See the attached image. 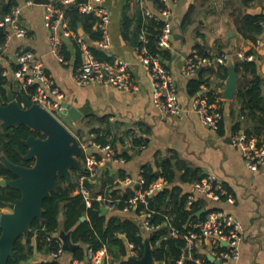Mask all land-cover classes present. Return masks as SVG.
I'll list each match as a JSON object with an SVG mask.
<instances>
[{"label": "crops", "instance_id": "1", "mask_svg": "<svg viewBox=\"0 0 264 264\" xmlns=\"http://www.w3.org/2000/svg\"><path fill=\"white\" fill-rule=\"evenodd\" d=\"M78 1L50 0L49 3L73 4ZM213 1L177 0L168 4L172 12L173 32L170 48L167 50L170 55L162 61L168 68L183 108L178 116L163 113L154 107L149 71L139 61L137 54L138 40L135 37L127 40L122 36L121 19L126 7L127 14L131 17L138 9L142 11V7L156 12L159 0H143V2L106 0L105 2L111 15L109 24L111 45L101 50L107 58L119 57L127 61L128 77L132 84L130 89H119L105 83L76 85L73 75L80 64L77 44L72 36L63 37L61 53L66 62L58 61L50 51L48 29L44 21L45 6L34 4L33 0H0V9L4 11L11 6L21 8L20 22L28 31L26 37L12 36L7 50L0 55V67L2 71L13 68L14 54L20 49L34 52L64 93V102L75 106L82 113L79 123L66 118L71 127L62 121L68 129L89 144L94 143L92 140L95 138V134L90 130L96 127L100 129L107 127L111 135L122 136L125 139L124 143L114 145L117 154L125 161L102 163L96 177L89 183L92 192L101 193L100 191L108 186L118 192H124L127 187L137 185L144 165L155 168L157 163L162 161L171 163L174 176L173 180L167 183V187L175 192L178 190L191 192L193 181H186L182 176L185 167L197 171L202 177L210 173L215 174L222 179L224 187L234 196V203L213 200L199 193L192 192L191 195L199 209H205L204 213L210 209H221L235 215L242 224L240 258L236 262L225 264H264V169L258 172L250 171L245 166L240 150L231 142L232 136L236 134H246L264 140V130L259 135L246 133V130L257 122L240 115L236 96L231 100L222 97L226 79L223 78L217 64L212 66V72H202L201 75L206 80V83L201 85L202 91L212 90L217 93V99L222 107L220 128L218 130L208 128L191 110L192 96L188 95L186 89L190 77L182 72L187 60L198 55L196 46L201 45L210 56L223 51L228 53L229 50L236 56L238 53L245 55L248 51H252L251 55L259 61V73L264 78V28L258 35L257 42L254 43L240 34L234 20L238 14L264 16V0H228V6L224 10L216 9ZM254 9H259V12L253 13ZM188 15L189 18H186ZM92 28L95 30V25ZM4 32L5 29L0 31V33ZM78 32L86 41L94 43L82 27H79ZM174 35H181L182 38H176ZM132 38L135 39L134 45L131 43ZM65 54L69 59L65 58ZM226 64L228 65V61ZM200 68L201 71L203 67ZM8 79L12 81L10 84L12 90L16 91L14 81ZM262 95H264V84H262ZM102 119L104 121H101ZM237 122H240L241 128L234 131ZM84 125L85 128L82 130L81 127ZM0 126L2 127V121ZM130 129L134 131L125 135ZM134 137H143V144L134 145L132 143ZM90 150L89 154L101 156V153L94 148ZM81 162L82 167L78 172L84 170L83 159ZM110 179L113 180L111 183H109ZM110 190L112 191V188ZM0 210L9 212L10 208L7 205ZM114 213L120 217H131L138 224L143 219L141 214L132 210L107 211L105 214ZM32 244H35L34 237ZM211 245V241L208 240L197 246L195 249L197 258H194L191 251L185 253L186 264H190V261H193L192 264H206L205 257L208 258L210 254ZM71 254L65 252L58 259L60 264H73L74 259ZM129 256L128 247L125 259ZM46 258V254L37 252L30 259L18 264H35L38 261H45ZM209 261L215 264L216 260L209 259ZM154 264L165 263L155 260Z\"/></svg>", "mask_w": 264, "mask_h": 264}, {"label": "trees", "instance_id": "2", "mask_svg": "<svg viewBox=\"0 0 264 264\" xmlns=\"http://www.w3.org/2000/svg\"><path fill=\"white\" fill-rule=\"evenodd\" d=\"M216 9L224 10L228 6V0H214ZM162 3L159 2V6ZM0 9V18L8 11ZM65 16L68 19L69 27L79 33V27L88 33L92 40L98 39L100 34L94 30L97 17L94 14H83L74 4L65 7ZM142 11L138 9L131 17L127 14V7L124 9L121 19L122 36L125 39L135 37L139 39V33L142 29L147 31L146 47L152 54L159 55L162 60L169 57V51L159 49L157 47V39L163 27L162 20L144 17ZM189 18V15L186 16ZM187 20V19H186ZM240 34L252 42H257L258 35L264 28V16L253 14H238L234 17ZM4 39V33H0V42ZM137 45H139V40ZM77 52L79 48L77 46ZM92 50L99 59L111 60L107 58L101 49L92 46ZM196 51L199 56H209V52L203 46L197 45ZM224 52V51H223ZM222 53V52H221ZM248 51L245 55L251 54ZM65 58L69 59L65 54ZM231 67L237 73V90L236 100L239 105L240 115L248 117L257 123L252 128H248L246 133L259 135L264 130V95H262V84L264 78L259 73V61L257 59L246 60L238 58L235 53L231 56ZM80 63V53H79ZM79 66V65H78ZM218 69L222 72L223 78L227 79L230 67L227 64H219ZM212 66H203L202 70L196 76L190 77L187 83V93L189 96H194L201 93L208 101L215 103L222 111L220 102L217 99L218 94L212 90L203 92L201 85L206 83L202 78V72H212ZM0 67V101L6 100V87L12 83L8 77L2 75ZM17 100L21 103L22 92L14 91ZM101 121H104L102 119ZM222 123V121H221ZM221 125V124H220ZM85 125L81 127L83 130ZM240 122L234 126V131L239 130ZM130 129L125 132H133ZM90 132L95 134V143L105 145L107 143L113 146L116 143H124L125 139L122 136L111 135L109 128L100 129L99 127L92 128ZM30 135L42 136L41 133L35 132L24 124H17L3 130L0 126V156H5L10 162L18 165L31 166L34 159L25 158L27 147L24 141ZM143 137H134L132 143L134 145L143 144ZM81 155V159H84ZM97 159L100 158L96 155ZM84 171L78 172L76 169H71V180L66 181L64 177L58 178V185L50 195L43 200L41 216L35 218L30 226L29 231L20 235L14 242L12 254L7 260V264H18L26 261L34 256L35 253L41 252L48 255L50 251L58 247L60 242L59 232H69L73 243L78 244V247L72 252V259L82 260L85 258L87 249H92L94 252H99L102 248L106 250L110 259V264H135L131 260L125 259L128 254V243L132 242L138 248L139 256L142 257L145 250V239L149 240L152 248L154 260L163 261L165 264H176L177 260L185 253L187 243L186 240L179 236H170V227H174L180 233H185L191 229V224L201 218L196 215L199 206L194 201L189 209L186 208V202L189 198V193L182 191H173L170 187H165L160 191L149 196L148 208L143 204H139L135 209L137 214L141 211L150 213V222L154 225L161 226L147 234L143 233L140 224L131 217H120L117 214H101L100 203L96 200L92 202L91 207L87 208L84 199L80 193L76 191L78 188L79 176ZM145 183L143 185H135L127 187L124 192H118L111 186L106 187L100 192L113 198H120L117 203V209L121 210L124 205V199L132 196L135 189H146L151 182L158 178H164L167 182L173 180L174 172L171 168V163L162 161L157 163L154 168L150 165H144L141 171ZM183 179L186 181H196L202 178L197 171L185 167ZM17 176L8 169L0 160V178L11 180ZM113 180L110 179L109 183ZM86 184L91 188V184ZM112 188V191L110 190ZM20 197V191L11 186H0V208L6 207L8 203L15 202ZM82 216L85 218L82 219ZM1 232V231H0ZM122 236L125 239H122ZM35 238V244H32V238ZM196 248L192 254L197 258ZM125 259V260H122ZM206 264H213L205 257ZM193 262V261H192ZM190 261L189 263L192 264ZM43 264H60L58 259H46Z\"/></svg>", "mask_w": 264, "mask_h": 264}, {"label": "built area", "instance_id": "3", "mask_svg": "<svg viewBox=\"0 0 264 264\" xmlns=\"http://www.w3.org/2000/svg\"><path fill=\"white\" fill-rule=\"evenodd\" d=\"M141 1L143 2V0ZM159 1L162 5L157 8L156 12L142 7V14L144 17L163 21V27L157 39V47L166 50L170 48L173 32L172 12L168 4L175 3L177 0ZM105 2L106 0H88L87 2L78 1V3H73L81 13L94 14L97 17L94 25L100 37L93 40L94 43H89L82 35L75 33L69 27L68 19L65 16V7L71 4L59 2L58 4L48 3L44 5V21L48 29L50 51L58 61L66 62L61 53L62 38L72 36L80 51V64L73 75L76 85L85 86L91 83H105L127 90L132 87L128 77L129 64L127 61L119 57H112L111 60L99 59L92 50V46L105 50L111 45L109 32L111 15ZM20 15L21 8L19 6H11L0 18V28L5 29L4 39L0 42V55L7 50L12 36L26 37L28 35L27 29L20 22ZM138 40L137 54L139 61L149 71L154 107L172 116L180 115L183 108L178 99L175 85L169 76L168 68L164 65L159 55L150 53L146 47L148 41L146 29L141 30ZM237 56L246 60L253 58L251 54L238 53ZM229 58L230 55L226 52L211 56L195 55L187 60L182 72L186 76L191 77L197 73L198 68L215 64H226ZM13 60V68L3 70L2 75L14 81L16 91L22 92L33 103L49 111L56 118V113L62 114L65 95L57 85L54 77L47 72L40 58L30 50L20 49L15 52ZM21 104L23 105V102ZM191 110L208 128L213 130L220 128L222 111L219 110L217 104L208 101L201 93L192 96ZM231 142L240 150L245 166L250 171L258 172L264 169V140L247 136L246 134H236L232 136ZM80 145L85 154L83 159L84 173L79 176V184L76 191L82 195L87 208L91 207L92 202L96 200L107 211L118 210L117 203L120 198H113L103 193L95 194L86 182L90 183L93 181L102 163L106 161L122 163L125 159L117 154L115 147L110 143L105 145L95 142L89 144L81 140ZM92 148L101 153V156L99 155L100 158L97 159L95 155L87 154V150ZM144 183L145 180L140 173L137 185H143ZM167 183V180L160 177L151 182L144 190L135 189L132 196L124 199L125 205L121 210L126 212L135 211L139 204H143L144 207L148 208V197L165 188ZM192 192L203 194L213 200H225L228 203H234V196L224 187L222 179L215 174H207L201 179L192 182L190 196L186 202L187 209L194 202V197L191 195ZM140 214L143 216L141 223H139L143 232L149 233L161 226L160 224H152L149 218L150 213L145 212V210L141 211ZM242 233V224L239 219L235 215L217 208L206 211L203 218L193 222L191 229L185 233H180L174 227H170L169 230L170 236L182 235L186 240L185 253L192 252L194 248L208 240L211 241L210 255L221 264L236 262L240 258ZM58 243V247L50 251L46 259H59L65 253L61 240ZM128 247L132 258H140L138 248L134 243L129 242ZM185 253L177 260L176 264H183L184 258L187 256ZM35 264H43V261H38ZM73 264H110V259L104 248L99 252H94L89 248L85 258L82 260L74 259Z\"/></svg>", "mask_w": 264, "mask_h": 264}, {"label": "water", "instance_id": "4", "mask_svg": "<svg viewBox=\"0 0 264 264\" xmlns=\"http://www.w3.org/2000/svg\"><path fill=\"white\" fill-rule=\"evenodd\" d=\"M87 2L88 0H79ZM50 0H33L34 4L46 5ZM258 13L259 9L252 10ZM0 31L2 29L0 28ZM182 38L181 35H174ZM135 44V39H131ZM231 50L228 54H231ZM232 62L228 60L230 67L229 75L226 79L222 97L231 100L236 96L238 75L231 67ZM198 68L197 71H200ZM11 84V83H10ZM23 105L11 86L6 87V102L0 101V121L3 130L8 127L24 124L42 136L30 135L24 141L27 151L25 158L34 159L31 166L18 165L10 162L5 156H0V160L17 177L11 180L0 178V186H11L20 191V197L15 202L8 203L11 211L0 210V264H7L9 256L12 254L16 239L29 231L31 222L41 216L43 200L48 197L58 185V178L64 177L66 181L71 180V169L81 170V155L84 151L80 145L81 137H77L66 125L52 113L43 109L38 104L33 103L26 95H22ZM64 109L62 115L68 120L79 123L82 113L73 105L63 102ZM91 153V150H87ZM201 208L196 212L197 216L204 213ZM107 212L105 207H101V214ZM85 217L82 216V219ZM59 238L62 241V248L65 252H73L78 244L73 243L69 232L60 231ZM122 239H125L122 236ZM145 250L140 258L128 257L127 260L135 264H154L152 248L149 240L145 239ZM225 245V243H224ZM214 261L212 255H208ZM183 264H186L184 260ZM215 264H221L215 261Z\"/></svg>", "mask_w": 264, "mask_h": 264}, {"label": "rangeland", "instance_id": "5", "mask_svg": "<svg viewBox=\"0 0 264 264\" xmlns=\"http://www.w3.org/2000/svg\"><path fill=\"white\" fill-rule=\"evenodd\" d=\"M56 116L58 119H60L63 122H66L71 127V124L69 123V121H67L66 118L62 114L56 113ZM9 211H11V210H9Z\"/></svg>", "mask_w": 264, "mask_h": 264}]
</instances>
